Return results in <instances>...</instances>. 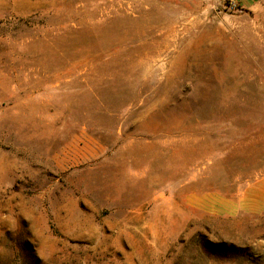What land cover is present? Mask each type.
<instances>
[{"label": "rangeland", "instance_id": "rangeland-1", "mask_svg": "<svg viewBox=\"0 0 264 264\" xmlns=\"http://www.w3.org/2000/svg\"><path fill=\"white\" fill-rule=\"evenodd\" d=\"M263 199L264 5L0 0V264H264Z\"/></svg>", "mask_w": 264, "mask_h": 264}, {"label": "crops", "instance_id": "crops-1", "mask_svg": "<svg viewBox=\"0 0 264 264\" xmlns=\"http://www.w3.org/2000/svg\"><path fill=\"white\" fill-rule=\"evenodd\" d=\"M238 2L244 10L251 13L258 12L264 5V0H238ZM261 207L264 208V199L261 202Z\"/></svg>", "mask_w": 264, "mask_h": 264}, {"label": "built area", "instance_id": "built-area-1", "mask_svg": "<svg viewBox=\"0 0 264 264\" xmlns=\"http://www.w3.org/2000/svg\"><path fill=\"white\" fill-rule=\"evenodd\" d=\"M228 10L232 11V12H235V11L240 10V7L236 3L230 2L229 5H228Z\"/></svg>", "mask_w": 264, "mask_h": 264}]
</instances>
